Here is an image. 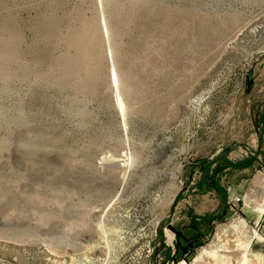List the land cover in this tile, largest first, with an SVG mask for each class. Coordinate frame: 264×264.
<instances>
[{
	"label": "rangeland",
	"instance_id": "1",
	"mask_svg": "<svg viewBox=\"0 0 264 264\" xmlns=\"http://www.w3.org/2000/svg\"><path fill=\"white\" fill-rule=\"evenodd\" d=\"M263 114L264 0H0V264H221L232 223L230 264H264L260 163L177 255L221 205L202 163L264 162Z\"/></svg>",
	"mask_w": 264,
	"mask_h": 264
},
{
	"label": "trees",
	"instance_id": "2",
	"mask_svg": "<svg viewBox=\"0 0 264 264\" xmlns=\"http://www.w3.org/2000/svg\"><path fill=\"white\" fill-rule=\"evenodd\" d=\"M264 120V114L261 117ZM230 149H225L224 153L217 156L214 161L207 162L204 161L202 163V179L198 183L196 187L199 193H207V192H215L217 196L221 199V205L217 212L209 215H205L202 217H190V223L188 229L195 233L191 239L181 237L186 243V247L180 246V240L177 244L178 251L177 255L180 253L187 252L188 250H195L203 245V242L200 241L202 237L200 227L205 226L206 232L210 234L213 231V223L223 221L224 217L230 211V201L228 191L225 187H223L221 183V179L224 177L225 173L230 171H242L245 169H252L256 166V163H260L261 166L264 165L263 160L260 161L261 153H256L254 155H250L242 161L233 162L228 159V155L230 154ZM264 156V155H263ZM215 165V166H214ZM168 253L165 254L168 261L174 262L173 259H170L172 255L171 248L168 247Z\"/></svg>",
	"mask_w": 264,
	"mask_h": 264
},
{
	"label": "bare ground",
	"instance_id": "3",
	"mask_svg": "<svg viewBox=\"0 0 264 264\" xmlns=\"http://www.w3.org/2000/svg\"><path fill=\"white\" fill-rule=\"evenodd\" d=\"M113 70H114V68H113ZM114 79H115V81H114L115 82V85L117 86L119 83H118V78L116 76L115 71H114ZM116 89H117V95H118L117 96L118 97V104L121 107V110L123 111V108L124 107H123V104H122L121 95L119 94L118 88H116ZM202 101H203V98H201L200 100H198V103H201ZM263 211L264 210L261 209V212H263ZM242 228L243 227L241 225H238V224H235V223H232L231 225H229V226L226 227V230L227 231H225V232H228L229 233V234L228 233L227 234L229 235L228 237H230L231 239L230 238L228 239V237H226L228 240H226V238L224 240H225V242L226 241L227 242L226 243L225 242H223V243L220 242L222 244L219 245L218 248L216 249V252L213 253V254L217 255V262L219 261L218 263H221V264H230L232 262V259L234 257H236L239 261H242L243 263H245L247 261L248 254H249L250 249H251V240L248 239L247 237H245L244 232L242 231ZM223 230H225V229H223ZM169 238H170L169 239L170 242L172 243L173 238H174L173 235L170 234L169 235ZM218 244H219V242H218ZM212 251L213 250H211V252Z\"/></svg>",
	"mask_w": 264,
	"mask_h": 264
}]
</instances>
